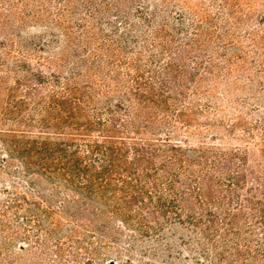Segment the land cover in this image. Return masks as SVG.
<instances>
[{
  "label": "rangeland",
  "instance_id": "1",
  "mask_svg": "<svg viewBox=\"0 0 264 264\" xmlns=\"http://www.w3.org/2000/svg\"><path fill=\"white\" fill-rule=\"evenodd\" d=\"M0 264H264V0H0Z\"/></svg>",
  "mask_w": 264,
  "mask_h": 264
}]
</instances>
